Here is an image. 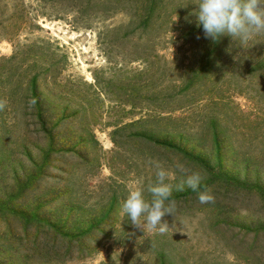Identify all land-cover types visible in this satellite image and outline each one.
Returning <instances> with one entry per match:
<instances>
[{
  "label": "rangeland",
  "instance_id": "1",
  "mask_svg": "<svg viewBox=\"0 0 264 264\" xmlns=\"http://www.w3.org/2000/svg\"><path fill=\"white\" fill-rule=\"evenodd\" d=\"M195 2L0 0V264H264V34L205 38ZM149 161L164 234L120 212Z\"/></svg>",
  "mask_w": 264,
  "mask_h": 264
},
{
  "label": "clouds",
  "instance_id": "2",
  "mask_svg": "<svg viewBox=\"0 0 264 264\" xmlns=\"http://www.w3.org/2000/svg\"><path fill=\"white\" fill-rule=\"evenodd\" d=\"M194 4L197 8L192 14L197 17V26L203 27L205 38L218 41L221 36L228 35L244 46L255 36L264 34V0H196ZM6 104V100L0 99V111L4 110ZM149 163L157 170L156 183L147 187L151 200L145 198L144 189L130 188L120 212L127 216L135 228L144 231L151 228L164 234L169 225L162 218L167 214H175V201L170 200L173 185L166 182L174 179V176L160 162ZM176 168L186 174V179L176 185V190L183 191L187 186L197 192L200 203L214 202L215 198L209 190H200L204 178L199 172L187 174L188 170L179 163Z\"/></svg>",
  "mask_w": 264,
  "mask_h": 264
},
{
  "label": "trees",
  "instance_id": "3",
  "mask_svg": "<svg viewBox=\"0 0 264 264\" xmlns=\"http://www.w3.org/2000/svg\"><path fill=\"white\" fill-rule=\"evenodd\" d=\"M53 246V244L51 245V244H49V247H52Z\"/></svg>",
  "mask_w": 264,
  "mask_h": 264
}]
</instances>
